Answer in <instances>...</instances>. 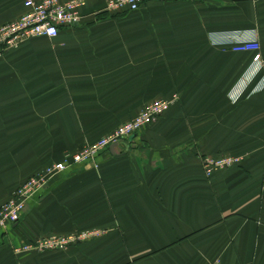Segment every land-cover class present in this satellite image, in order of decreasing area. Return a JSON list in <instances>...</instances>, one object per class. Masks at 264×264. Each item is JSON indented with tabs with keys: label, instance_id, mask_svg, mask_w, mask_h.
<instances>
[{
	"label": "crops",
	"instance_id": "obj_1",
	"mask_svg": "<svg viewBox=\"0 0 264 264\" xmlns=\"http://www.w3.org/2000/svg\"><path fill=\"white\" fill-rule=\"evenodd\" d=\"M0 54V204L24 179L155 99L158 119L73 164L0 231V264H264V0H147ZM27 9L0 0V25ZM241 31L253 51L219 44ZM204 155L239 161L206 175ZM98 229L64 249L14 252Z\"/></svg>",
	"mask_w": 264,
	"mask_h": 264
},
{
	"label": "built area",
	"instance_id": "obj_2",
	"mask_svg": "<svg viewBox=\"0 0 264 264\" xmlns=\"http://www.w3.org/2000/svg\"><path fill=\"white\" fill-rule=\"evenodd\" d=\"M147 0H107V11H132ZM177 1V0H165ZM190 1V0H184ZM27 9L18 17L0 25V54L17 46L25 39L33 36L54 37L60 27L77 24L82 15L85 0H25ZM228 45L232 51H253V61L261 59L259 42L255 37L248 38L241 31L222 33L219 41ZM171 100L155 99L140 109L127 121L119 124L97 140L85 143L81 148L66 153L62 160L50 163L38 172L30 175L8 195L0 204V231L9 228L19 221L28 200L38 191L47 187L49 181L73 164H96V158L111 144L116 143L133 133L141 131L145 126L155 122L169 107ZM239 158L231 155H204L201 159L206 175L214 169L230 167ZM101 234L98 229L73 231L68 234H48L14 247V252L48 251L64 249Z\"/></svg>",
	"mask_w": 264,
	"mask_h": 264
}]
</instances>
